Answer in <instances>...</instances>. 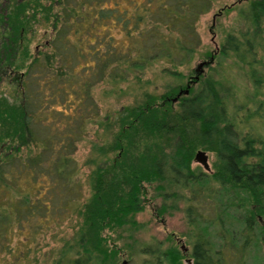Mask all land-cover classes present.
Returning <instances> with one entry per match:
<instances>
[{
    "label": "trees",
    "instance_id": "1",
    "mask_svg": "<svg viewBox=\"0 0 264 264\" xmlns=\"http://www.w3.org/2000/svg\"><path fill=\"white\" fill-rule=\"evenodd\" d=\"M4 1L0 264L30 260L29 235L50 224L56 206L45 194L81 186L74 151L93 122L103 130L88 158L90 193L79 200L77 189L63 202L77 210L78 226L51 264H120L123 247L111 231L139 225L146 184L185 202L192 264H248L250 249L264 238V108L257 98L264 86V0L234 5L238 23L207 59L208 71L196 70L187 94L173 100L185 88L176 86L146 91L106 116L92 95L97 82L115 88L159 62L162 71L182 75L178 66L201 43L196 20L215 0ZM41 27L48 38L33 40ZM239 73L250 84L246 91L237 86ZM199 146L216 152L213 170L192 165ZM142 251L141 264H180L185 255L159 239Z\"/></svg>",
    "mask_w": 264,
    "mask_h": 264
},
{
    "label": "rangeland",
    "instance_id": "2",
    "mask_svg": "<svg viewBox=\"0 0 264 264\" xmlns=\"http://www.w3.org/2000/svg\"><path fill=\"white\" fill-rule=\"evenodd\" d=\"M0 1L5 3L4 0ZM242 1L215 0L212 7L200 15L196 20V30L201 43L190 62L178 66V70L182 72V75H173L162 71L161 67L164 63L159 62L152 69L146 71L141 78L131 75L128 81L121 83L115 88L106 79L97 82L93 87L92 95L97 103L99 114L103 116L110 113L114 114L121 106L134 104L141 100L146 91L161 94L174 86L179 87V89L186 88L188 83H191V79L194 78L193 76L198 74L196 73L197 65L201 61L207 60L211 53L215 52L225 34L238 23L234 5L241 4ZM43 29L42 27L38 28L36 38L33 40L40 36L41 41H46L48 33L53 31V29L51 26H47L49 32L45 35L42 33ZM34 45L32 43V47ZM213 64L215 62H212ZM208 69L209 66H203L202 71L207 72ZM236 80L237 86L241 90H248L249 87L246 84L248 86L250 84L243 74H237ZM261 91L262 93L257 98L263 100L262 108H264V86ZM102 130L103 127L96 122L90 123L86 135L77 142V147L74 151V156L79 166L77 176L82 182L81 186L77 188L80 191L79 200L84 199L90 193L88 173L91 169V163L88 162V158L93 154L92 141L100 138ZM198 148L206 150L207 165L195 159V152ZM216 157V152L213 149L199 146L194 151L192 165H199L207 171L213 170ZM55 189V191L51 190V195H44V197H50L51 201L56 203V206L52 209L53 218L49 225L37 226L39 230L36 231L35 235H29V244L31 245L30 260L21 261L18 264H51L64 238L72 236L78 226L77 210L73 205H69V208H67L63 203L67 197L75 199L74 193L77 189L72 187V190L68 191L64 186H57ZM157 190L154 185L146 184L143 197L144 206L135 213V218L138 220L139 225L136 227L126 225L114 231L110 230L117 237L116 241L118 244L123 247L120 254V264H123V259L125 258L128 259L129 264H141L146 257V253L142 251L143 246L154 244L157 239L162 240V247L170 243H177L183 249L186 246L188 250L184 251L185 255L180 264L193 263L191 258H188L190 257L189 253L192 246L190 231L193 227L188 222L184 211L185 202L178 200L175 203V196L164 199L163 195L157 193ZM73 194L74 196H72ZM162 200H165L170 205H166L165 209L160 210L158 206ZM207 211L211 213L209 209ZM230 218L234 220V217ZM211 228L216 229L214 227ZM32 229L33 227L27 224L24 231L28 233ZM23 236L22 234L21 237ZM262 257L263 259H261ZM167 263L169 264L168 261ZM248 264H264V238L260 240L258 246L250 249Z\"/></svg>",
    "mask_w": 264,
    "mask_h": 264
},
{
    "label": "water",
    "instance_id": "3",
    "mask_svg": "<svg viewBox=\"0 0 264 264\" xmlns=\"http://www.w3.org/2000/svg\"><path fill=\"white\" fill-rule=\"evenodd\" d=\"M210 61H212V57H211V60ZM207 60H204V61H201L198 65H197V71H201L202 69H203V66L205 65V64H207ZM194 77H198V74H196ZM194 79V78H193ZM193 79H191V82H192V80ZM189 86H190V83H188V85L186 86V88H183V89H181V91H179V93L176 95V96H174L173 97V100H177L178 99V97H179V95L181 94V93H185V94H187L188 92H189ZM195 159H198V160H200L201 162H203L205 165H207L208 164V161H207V153H206V150L205 149H203V148H198L197 150H196V152H195ZM123 264H129V261H128V259H123Z\"/></svg>",
    "mask_w": 264,
    "mask_h": 264
},
{
    "label": "flooded vegetation",
    "instance_id": "4",
    "mask_svg": "<svg viewBox=\"0 0 264 264\" xmlns=\"http://www.w3.org/2000/svg\"><path fill=\"white\" fill-rule=\"evenodd\" d=\"M184 250H185V251H187V250H188L186 246H184ZM188 258H190V257H188Z\"/></svg>",
    "mask_w": 264,
    "mask_h": 264
}]
</instances>
